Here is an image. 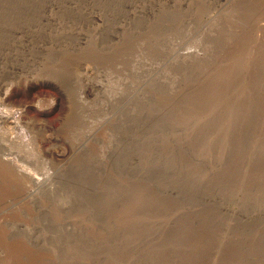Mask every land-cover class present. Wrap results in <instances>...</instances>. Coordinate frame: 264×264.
<instances>
[{
	"label": "rangeland",
	"instance_id": "obj_1",
	"mask_svg": "<svg viewBox=\"0 0 264 264\" xmlns=\"http://www.w3.org/2000/svg\"><path fill=\"white\" fill-rule=\"evenodd\" d=\"M0 264H264V0H0Z\"/></svg>",
	"mask_w": 264,
	"mask_h": 264
},
{
	"label": "bare ground",
	"instance_id": "obj_2",
	"mask_svg": "<svg viewBox=\"0 0 264 264\" xmlns=\"http://www.w3.org/2000/svg\"><path fill=\"white\" fill-rule=\"evenodd\" d=\"M25 107L27 108L28 106L26 105Z\"/></svg>",
	"mask_w": 264,
	"mask_h": 264
}]
</instances>
